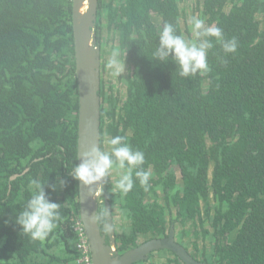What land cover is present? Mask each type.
<instances>
[{"label": "trees", "instance_id": "trees-1", "mask_svg": "<svg viewBox=\"0 0 264 264\" xmlns=\"http://www.w3.org/2000/svg\"><path fill=\"white\" fill-rule=\"evenodd\" d=\"M72 1L0 0V264H79V181L69 175L78 164L79 110ZM182 1L99 0L98 41L103 28L114 31L127 65L118 76L125 96L101 82V147L105 135L124 136L151 172L148 190L133 174L127 195L106 180L112 212L130 221L117 234L118 250L166 237L174 211L172 224L200 220L197 253L198 241L211 239L202 259L189 251L195 259L264 264V0H197L206 25L235 37L238 47L226 54L211 38L210 71L189 78L171 58L152 55L165 22L190 38ZM57 176L66 184L53 192ZM32 179L61 204L57 228L44 241L15 223ZM170 253L165 263H147L152 254L137 264H184Z\"/></svg>", "mask_w": 264, "mask_h": 264}, {"label": "clouds", "instance_id": "clouds-1", "mask_svg": "<svg viewBox=\"0 0 264 264\" xmlns=\"http://www.w3.org/2000/svg\"><path fill=\"white\" fill-rule=\"evenodd\" d=\"M190 25V38L177 34L176 27L168 22L158 32L159 43L153 52V58L167 63L169 59L176 64L180 77L189 78L197 74L203 76L209 71L208 52L213 47L211 38L220 43L226 54L237 51L238 43L235 37L226 40L223 30L215 25H206L205 21L196 15L188 20ZM119 50L112 52L107 62L113 74L120 76L125 72V58L120 59ZM103 147L97 144L90 145L80 156V163L72 167L69 175L79 181L83 187L92 190L99 188L115 172L118 179L115 189L122 195H127L134 187V178L145 190H148L150 171H145V155L142 151L133 149L126 142L124 136L108 137L105 135ZM45 184L39 179L29 182L30 198L22 211L16 215L15 223L20 226L21 234L29 236L32 240L44 241L57 228L61 218V204L52 202L45 192ZM66 181L57 176L56 182L49 185L51 191L63 189ZM95 221V214L90 216ZM8 223L7 221L5 222Z\"/></svg>", "mask_w": 264, "mask_h": 264}, {"label": "water", "instance_id": "water-1", "mask_svg": "<svg viewBox=\"0 0 264 264\" xmlns=\"http://www.w3.org/2000/svg\"><path fill=\"white\" fill-rule=\"evenodd\" d=\"M73 38L76 76L79 92L77 157L90 145L101 146V45L98 41L99 0H73ZM80 219L89 240L94 264H137L157 251L178 256L184 264H204L176 240L174 228L166 237H152L127 251L118 250V235L113 226V214L106 181L89 190L79 182ZM104 213V229H102ZM95 214V221L90 216Z\"/></svg>", "mask_w": 264, "mask_h": 264}, {"label": "rangeland", "instance_id": "rangeland-1", "mask_svg": "<svg viewBox=\"0 0 264 264\" xmlns=\"http://www.w3.org/2000/svg\"><path fill=\"white\" fill-rule=\"evenodd\" d=\"M109 1V0H108ZM196 2L197 0H183L180 2L181 7H184L186 9V15L187 18L182 19V25L184 29L190 28V25L188 24V20L193 15L198 16L201 18L200 13L196 11ZM231 5L227 7V10L230 8ZM202 19V18H201ZM263 19V18H262ZM157 22H159L156 19ZM262 27L264 28V23H262ZM102 37H101V78L103 85L106 88V91L113 90L115 92H119L121 97L125 96V84L119 79L117 75L113 74V70L109 69L107 66V62L109 58L111 57V54L115 50H119V44L117 43L116 34L114 31H109L106 28H103L102 30ZM121 53V51H120ZM120 59L123 60V56L121 53ZM127 74V65L125 63V72L122 73L121 76ZM118 179V176L115 172L111 174V176L108 178V181L110 183H116V180ZM162 195H160V202L162 201ZM210 202L214 203L213 196L210 197ZM203 210L205 209V203L202 204ZM174 213V211H173ZM172 212H169L167 214V218L169 221L168 227L174 228L176 233V240L182 244L184 247H186L194 256H197L199 258L201 255V251L204 247L210 246L211 239L209 238L207 241L199 240L198 241V248L200 250L199 253L196 252L194 249V243L195 238L193 235L194 229L199 225V219L196 221H188L185 224H181L180 222H177L176 224H172V218H174V214ZM113 214V226L115 229V232L117 234H121L124 232L127 228L130 227V221L125 217V215L117 208H115L112 212ZM207 224V223H206ZM209 224V222H208ZM149 237H142L139 239V243H143L147 240ZM173 257V255L170 252H164V253H154L149 261L147 263L157 262V263H165L167 261V258ZM202 259V258H201Z\"/></svg>", "mask_w": 264, "mask_h": 264}, {"label": "built area", "instance_id": "built-area-1", "mask_svg": "<svg viewBox=\"0 0 264 264\" xmlns=\"http://www.w3.org/2000/svg\"><path fill=\"white\" fill-rule=\"evenodd\" d=\"M75 232L77 235V241H76L75 246L79 253V259L77 260L78 263L79 264H94L89 240L86 235L84 225L80 218L76 221Z\"/></svg>", "mask_w": 264, "mask_h": 264}, {"label": "flooded vegetation", "instance_id": "flooded-vegetation-1", "mask_svg": "<svg viewBox=\"0 0 264 264\" xmlns=\"http://www.w3.org/2000/svg\"><path fill=\"white\" fill-rule=\"evenodd\" d=\"M109 1H111V0H109ZM102 224H103V225H102V229H103L104 233L107 234L106 230L103 228V227H104V224H105L104 213H102ZM149 239H150V238H147V240H149ZM147 240H146V241H147ZM187 250H188V249H187ZM188 251H189V250H188Z\"/></svg>", "mask_w": 264, "mask_h": 264}]
</instances>
